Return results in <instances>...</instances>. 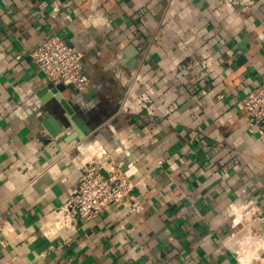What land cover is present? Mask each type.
<instances>
[{
	"label": "crops",
	"instance_id": "1",
	"mask_svg": "<svg viewBox=\"0 0 264 264\" xmlns=\"http://www.w3.org/2000/svg\"><path fill=\"white\" fill-rule=\"evenodd\" d=\"M54 34L90 78L62 93L70 142L30 57ZM263 79L264 0H0V264H264V123L240 105ZM90 158L136 186L62 228Z\"/></svg>",
	"mask_w": 264,
	"mask_h": 264
},
{
	"label": "built area",
	"instance_id": "2",
	"mask_svg": "<svg viewBox=\"0 0 264 264\" xmlns=\"http://www.w3.org/2000/svg\"><path fill=\"white\" fill-rule=\"evenodd\" d=\"M92 22L93 20H87L85 24ZM30 57L51 82L70 85L79 91L88 90L90 78L83 69L82 52L68 44L61 36L54 34L43 39L30 52ZM199 66L207 69L211 64L207 60L183 64L185 69H197ZM137 101L146 106L150 100L142 94ZM240 105L253 124L264 123V79L245 95ZM79 170L80 178L76 191L53 211L57 223L62 228H74L78 218L89 220L114 203H127L126 198L136 186L132 180L134 170L130 166L125 169L119 164L90 158L80 163ZM250 204L251 202L246 204L244 209ZM260 218L264 219L261 215Z\"/></svg>",
	"mask_w": 264,
	"mask_h": 264
},
{
	"label": "water",
	"instance_id": "3",
	"mask_svg": "<svg viewBox=\"0 0 264 264\" xmlns=\"http://www.w3.org/2000/svg\"><path fill=\"white\" fill-rule=\"evenodd\" d=\"M64 90L65 85L61 83L51 82L46 86L44 92H49V98L54 97L56 100H58L60 106L62 107V110L64 111V116L60 124H56V122H54V120L50 118V120L45 123V127L48 129L52 136L58 137L59 141L70 142L71 140L79 139L81 136L77 130H74L69 134L64 132L65 128L71 125H77L79 123V120L75 114V110L62 95Z\"/></svg>",
	"mask_w": 264,
	"mask_h": 264
},
{
	"label": "bare ground",
	"instance_id": "4",
	"mask_svg": "<svg viewBox=\"0 0 264 264\" xmlns=\"http://www.w3.org/2000/svg\"><path fill=\"white\" fill-rule=\"evenodd\" d=\"M123 79H124V78H123ZM94 150H95V149H94L93 147H89V148H85L84 152L89 153V152H93ZM97 155H98V153H97ZM84 158H85V156H84ZM78 162H79V161H78ZM80 162H81V161H80ZM80 162H79V163H80ZM238 210H239V209H238ZM236 212H237V211H236ZM238 213H241V212H238ZM239 215H240V214H239ZM240 216H241V215H240ZM236 219H237V218H236ZM238 219H239V218H238ZM239 220H240V219H239ZM239 220H238V221H239ZM248 231H249V230H248ZM245 238H247V237H245ZM248 239H249V238H248ZM251 239H252V238H251ZM243 240H244V239H243ZM253 240H254V239H253ZM256 240H257V239H256ZM244 242H245V241H244ZM254 243H255V242H254ZM259 244H260V243H259ZM256 245H257V244H256ZM256 245H255V246H256ZM251 246H252V244H251ZM251 246H250V247H251ZM248 247H249V246H248ZM253 247H254V246H253ZM253 247H252V248H253ZM252 248H251V249H252ZM254 248H255V247H254ZM246 249H247V251H248V248H246ZM251 249H249V251H250ZM255 249H256V248H255ZM249 251H248V252H249ZM239 253H240V252H239ZM253 253H255V252H253ZM251 256H252V255H251ZM242 257H244V255L241 256V259H242ZM245 259H246V257H245ZM248 261H249V260H248ZM244 262H245V261H244Z\"/></svg>",
	"mask_w": 264,
	"mask_h": 264
}]
</instances>
